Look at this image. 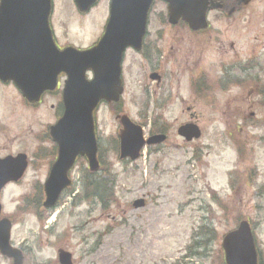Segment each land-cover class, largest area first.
Listing matches in <instances>:
<instances>
[{
    "label": "rangeland",
    "instance_id": "obj_1",
    "mask_svg": "<svg viewBox=\"0 0 264 264\" xmlns=\"http://www.w3.org/2000/svg\"><path fill=\"white\" fill-rule=\"evenodd\" d=\"M54 3L52 26L58 44L80 49L94 45L108 18L110 0H101L82 17L71 0ZM162 9L159 4L151 12L149 28L165 29L162 38L168 51L174 31L166 20L158 19ZM243 49L245 46L239 45V50ZM256 54L261 55L260 64L244 62L241 68L251 70L252 81L239 78L238 83L215 90L218 105L214 111L206 109L205 102L190 98L187 104L197 103L193 116L182 110L176 98V75L166 74L172 88L165 95L172 99L163 114H140L136 107L129 110L128 116L142 123L146 134L152 125V129L164 128L167 136L161 146L146 148L135 163L119 161L115 139L120 126L110 107L101 106L95 117L101 184H106L104 199L96 197L93 203L67 196L43 222L29 207L34 202L25 204L21 212L17 207L22 197L31 194L34 184L43 185L48 177L49 161L35 158L34 150L38 135L56 120L52 107L60 101L55 95H47L40 105L30 108L13 90L0 88V126L3 123L7 127L0 132L4 138L0 144L4 140L6 149L24 151L33 161L21 184L6 190L3 196V213L14 222L12 244L28 252L26 264H55L59 250L71 253L73 264H222L221 239L235 228V220L251 224L263 262L264 51ZM135 60L139 61L126 54L125 82L141 98V91H136L133 84L139 73ZM217 65L209 67L211 76H217ZM239 74L243 76L236 72ZM161 92L151 89L150 99L154 93L161 99ZM145 101L143 97L141 103ZM187 122L201 128L200 140L186 143L178 136L177 129ZM86 167L80 162L70 172L74 193L80 192ZM139 199L144 200L145 207L134 209L132 203ZM211 231L215 239L208 240L201 256L187 257L197 251L193 243L200 237L196 234L207 236ZM0 264L10 263L0 258Z\"/></svg>",
    "mask_w": 264,
    "mask_h": 264
},
{
    "label": "water",
    "instance_id": "obj_2",
    "mask_svg": "<svg viewBox=\"0 0 264 264\" xmlns=\"http://www.w3.org/2000/svg\"><path fill=\"white\" fill-rule=\"evenodd\" d=\"M97 0H74L81 13H86ZM153 0H111L110 17L101 40L93 48L79 51L66 48L59 51L49 26L50 0H0V79L12 80L29 103H36L44 91L53 90L57 76L66 75L62 101L64 113L50 128L59 155L45 183V208L55 206L60 193L69 186L67 173L78 156L86 157L91 171L98 170L92 113L102 100H117L121 93L120 67L128 47L139 49L144 34L147 12ZM168 3L170 21L180 16L191 24L202 23L207 0H164ZM197 15V17H195ZM204 26V25H203ZM92 72V80L86 73ZM120 158L135 161L145 142L141 128L127 118L122 120ZM178 134L187 142L200 137L194 125H186ZM164 136L150 139L147 144H159ZM25 168L23 158L0 163V189L9 180L20 178ZM143 201L133 204L142 208ZM10 224L0 222V251L19 261L20 254L9 246ZM226 264H257L251 230L241 222L237 230L228 233L222 242ZM60 264H71V255L60 251Z\"/></svg>",
    "mask_w": 264,
    "mask_h": 264
},
{
    "label": "flooded vegetation",
    "instance_id": "obj_3",
    "mask_svg": "<svg viewBox=\"0 0 264 264\" xmlns=\"http://www.w3.org/2000/svg\"><path fill=\"white\" fill-rule=\"evenodd\" d=\"M100 1L101 0H98V2ZM54 4V0H52V11L50 15L52 31L53 26L51 19L55 14ZM159 4L162 5L163 9L158 11L160 12L158 13V19L160 21L166 20L170 28L174 31L172 35L173 38L169 40L170 47L168 51L164 49L167 44L165 39L162 38L166 34L165 29L149 28L150 14ZM167 5L168 4L164 0H153L140 48L137 50L132 48L128 49L122 58V94L116 104L109 105L117 115L128 116L130 108L133 107H136L135 109H137L140 114H146V112L147 115L163 114V108L170 105L169 102L172 99L170 95H165L166 92L172 88V84L166 80V74H168V77L172 76V74L176 75V98L181 101L182 110L192 116L195 112L197 103H195V106L187 104L186 102H189L190 98L195 101L205 102V108L214 111L218 105L215 100L216 97L214 96L215 90H224L228 87V84L238 83L239 78L242 80L248 78L251 81L254 78L250 74L251 70H241V68H243L242 64H244V62L255 63V66L260 64L259 56L261 55L256 54V51H264V10H261V5L264 6V1L207 0L202 23L200 21H194L191 24L185 22L182 16L177 20H174V24L170 23L167 12L166 14L164 13L165 8L167 10ZM155 12L157 11L155 10ZM195 17H197V15H195ZM223 24H225L226 27H223ZM102 35L103 33L99 36L94 45H91L89 48L95 46ZM151 35H154V37H151ZM53 36L59 50H63L70 46H60L54 32ZM239 45H241L242 48L245 46V49L240 51ZM78 49L84 50L80 48ZM126 54L132 55L139 60H135L139 63V73L133 84L136 91L137 89L141 91V98L135 96L134 91H130V87L125 82L124 61ZM240 55H242L243 58H241ZM216 63L218 64L219 71L215 77L213 74L211 76L209 67ZM173 68H175V71H173ZM236 69L238 71H236ZM236 72L241 73L243 76L240 74L236 75ZM65 81L66 76L64 74L59 75L55 90L52 92H45L41 96L39 103L30 105L24 100L22 93L12 81L3 82L0 80V88L3 89L6 87L7 90H13L20 100L23 99L25 105L30 108H35L38 104L40 105L47 95H55L60 101L55 107H52L55 110L56 120L52 125L46 126L45 130L38 135L37 144L35 145L34 150L35 158L42 162L45 160L49 161L47 175H50L52 167L56 163L59 155L58 146L53 143L50 137V128L57 124L63 115L62 94ZM154 88L159 92L162 91L161 93H163V95L160 96L161 99L158 98L159 94L155 93L152 100L150 99L152 95L149 94V91ZM128 93L131 96L128 95ZM184 94L188 99L184 97ZM262 94L264 96V92L261 93V95ZM143 97H146L145 104L141 103ZM141 124L142 123H139V125ZM141 126L143 127V125ZM6 128L7 127L2 123V126H0V132L4 131ZM154 135L157 134H151L150 136ZM0 136L1 140L4 139L2 134H0ZM14 140L15 137L9 141V145H12ZM21 155L27 157V167L24 175H28V169L33 162L30 159V156L24 151L6 149L4 140L1 141L0 161L16 158ZM80 162H86L85 158L78 157L73 168ZM82 174L84 177L85 173L82 172ZM68 175H70V172ZM21 182L22 180H17L3 185L1 191L2 209L4 208L3 196L6 190L11 187H18ZM33 188L34 190H37L38 184H34ZM76 194L77 193H74L71 196L74 201L76 200ZM65 197H67V193ZM2 218H4L3 215L1 219ZM9 221L14 227V222L10 216ZM11 245L13 244L11 243ZM13 247L15 246L13 245ZM17 249L20 254V262H17V264H26L28 261V252L19 248ZM0 258L2 259V262L6 260L10 264H14L13 260L7 258L2 253H0ZM55 264H59L58 258L56 259Z\"/></svg>",
    "mask_w": 264,
    "mask_h": 264
},
{
    "label": "trees",
    "instance_id": "obj_4",
    "mask_svg": "<svg viewBox=\"0 0 264 264\" xmlns=\"http://www.w3.org/2000/svg\"><path fill=\"white\" fill-rule=\"evenodd\" d=\"M95 186V185H93ZM91 186V187H93ZM105 188H106V184L103 182L102 184H97L93 189H91V196H99L101 194V198L104 199V194H105ZM202 234V233H200ZM212 238H215L214 232L211 231L207 234V236H201L200 242H198L197 244H195L197 247H203L206 245L207 240H210ZM197 253H190V255H196ZM262 264V262H261Z\"/></svg>",
    "mask_w": 264,
    "mask_h": 264
}]
</instances>
